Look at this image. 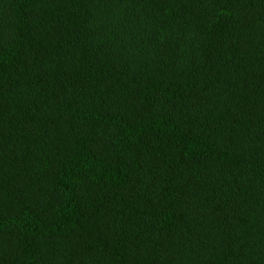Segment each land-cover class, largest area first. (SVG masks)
<instances>
[{"label":"trees","instance_id":"1","mask_svg":"<svg viewBox=\"0 0 264 264\" xmlns=\"http://www.w3.org/2000/svg\"><path fill=\"white\" fill-rule=\"evenodd\" d=\"M264 264V0H0V264Z\"/></svg>","mask_w":264,"mask_h":264},{"label":"rangeland","instance_id":"2","mask_svg":"<svg viewBox=\"0 0 264 264\" xmlns=\"http://www.w3.org/2000/svg\"><path fill=\"white\" fill-rule=\"evenodd\" d=\"M86 241L80 239L76 250L79 255L91 257L93 254H99L101 259H106L110 263L116 262L114 240L106 235V229L100 231L86 232Z\"/></svg>","mask_w":264,"mask_h":264}]
</instances>
